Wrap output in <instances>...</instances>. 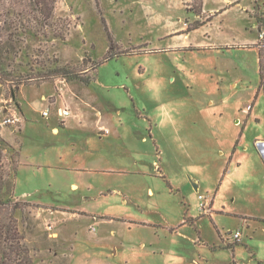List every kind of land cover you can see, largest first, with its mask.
Returning a JSON list of instances; mask_svg holds the SVG:
<instances>
[{
  "label": "rangeland",
  "instance_id": "rangeland-1",
  "mask_svg": "<svg viewBox=\"0 0 264 264\" xmlns=\"http://www.w3.org/2000/svg\"><path fill=\"white\" fill-rule=\"evenodd\" d=\"M255 1L203 0L196 16L192 0H57L62 37L18 39L23 84L14 99L0 85V109H22V130L0 136L21 147L19 200L12 177L3 198L43 209L8 211L35 264H264ZM55 67L93 81L32 80Z\"/></svg>",
  "mask_w": 264,
  "mask_h": 264
},
{
  "label": "trees",
  "instance_id": "trees-1",
  "mask_svg": "<svg viewBox=\"0 0 264 264\" xmlns=\"http://www.w3.org/2000/svg\"><path fill=\"white\" fill-rule=\"evenodd\" d=\"M192 1L196 5L194 14L196 16L201 15L203 0ZM56 2L57 0H0V85L1 87H13V90L9 91L12 99L15 98L17 93L15 87L23 84V79L14 74L16 58L20 51L18 39L29 32H35L37 35L44 37L48 36L49 33L62 37L55 31L53 32L54 5ZM204 23L196 21L192 26L187 27L186 33L197 30ZM114 57L115 55L109 52L101 62L93 61V69L97 70L101 63ZM258 71L259 76H261L259 60ZM30 78H32L31 75H28L24 79L29 80ZM57 78L66 80L80 79L86 85L93 81V79L84 78L76 71L64 67H55L47 70L42 77L36 76L32 80L43 83ZM3 113L5 114V112ZM18 165L19 148L17 154L0 136V264H35L30 253L31 250L23 242L24 237L14 224L11 215L8 214V211L21 209L20 206L23 204L30 207L33 206L29 203L12 202L10 196L3 198L8 186L7 179L10 177L13 179V191Z\"/></svg>",
  "mask_w": 264,
  "mask_h": 264
},
{
  "label": "built area",
  "instance_id": "built-area-1",
  "mask_svg": "<svg viewBox=\"0 0 264 264\" xmlns=\"http://www.w3.org/2000/svg\"><path fill=\"white\" fill-rule=\"evenodd\" d=\"M254 6L256 8V15L255 22H256V29H257V42L254 44V46L257 47V50L259 52V60L260 58L264 57V0H256L254 2ZM255 10V9H254ZM251 110V107L249 111ZM5 112V114L3 113ZM70 115V112L67 108L64 110H60L58 112V117L65 118ZM42 116L49 117V110H46L42 113ZM18 125V116L14 112L12 114L7 113V109H0V126L2 127H8V128H17ZM256 148L261 156V159L264 163V141H258L256 142ZM47 229H51L52 225L47 224ZM94 231V227L91 228ZM242 233L239 230H236L230 234V240L232 242H240L241 241Z\"/></svg>",
  "mask_w": 264,
  "mask_h": 264
},
{
  "label": "crops",
  "instance_id": "crops-1",
  "mask_svg": "<svg viewBox=\"0 0 264 264\" xmlns=\"http://www.w3.org/2000/svg\"><path fill=\"white\" fill-rule=\"evenodd\" d=\"M236 47V46H235ZM237 47H239V46H237ZM258 61V60H257ZM258 73H259V71H258ZM23 89V88H22ZM42 99H45L44 97H42ZM21 108V107H20ZM253 108V107H252ZM251 108V109H252ZM23 115H24V112L22 111V109H21V111H20V114L18 115V127L17 128H8L7 130H9V133H10V135H7L6 133V135L7 136H9V141H12L13 143H15V142H18V131L19 132H21V130H22V123H23V120H22V118H23ZM97 115L98 116H100V114L99 113H97ZM46 120H48V118L46 119ZM60 126L61 125H63V127H65V125H66V122L65 121H59V123H58ZM96 124L98 125V128H100V130L102 129V125H101V120L100 119H98L97 121H96ZM3 132H4V130H2L1 131V135H2V137H3ZM52 132H54V133H58L59 132V128H57V127H53L52 128ZM102 134V133H101ZM21 147H20V144H19V157L21 156ZM20 166H23V164H21L20 163ZM17 171H18V167H17ZM17 174V173H16ZM16 177V176H15ZM163 179V178H162ZM14 186H15V182H14ZM197 186H198V184H197ZM76 186L75 185H73V188H75ZM13 194H14V198L15 199H17V200H19V198L15 195V193H14V187H13ZM22 196H27L28 197V194L27 195H22ZM21 201V200H20ZM29 203V202H28ZM29 204H31V203H29ZM31 205H33V206H35V208L37 209V213H36V216H37V219H39V217H40V212H39V209H41V210H43L42 208H40V207H38V206H36V205H34V204H31ZM51 211H53L54 209H50ZM69 214H68V216H66V218H70V217H72V218H75L74 216H76V214H77V212L75 213V212H68ZM80 213V212H79ZM81 214H83L84 216H77V217H86V215L84 214V213H82L81 212ZM70 216V217H69ZM40 220V219H39ZM63 221H61V223H62ZM65 222V221H64ZM47 223H51L52 224V228H53V223L52 222H45L44 224L46 225ZM94 231H95V229H94ZM232 232H229L228 234H229V236H230V234H231ZM54 235H56V234H54ZM57 237H59L58 235H57ZM230 240V239H229Z\"/></svg>",
  "mask_w": 264,
  "mask_h": 264
},
{
  "label": "water",
  "instance_id": "water-1",
  "mask_svg": "<svg viewBox=\"0 0 264 264\" xmlns=\"http://www.w3.org/2000/svg\"><path fill=\"white\" fill-rule=\"evenodd\" d=\"M194 188L197 189V184L193 182Z\"/></svg>",
  "mask_w": 264,
  "mask_h": 264
},
{
  "label": "flooded vegetation",
  "instance_id": "flooded-vegetation-1",
  "mask_svg": "<svg viewBox=\"0 0 264 264\" xmlns=\"http://www.w3.org/2000/svg\"><path fill=\"white\" fill-rule=\"evenodd\" d=\"M260 86V85H259ZM263 86H264V82H263Z\"/></svg>",
  "mask_w": 264,
  "mask_h": 264
}]
</instances>
